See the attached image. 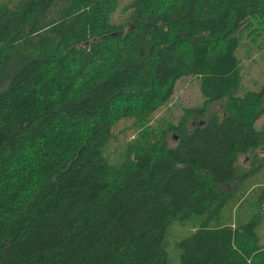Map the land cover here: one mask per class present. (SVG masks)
I'll list each match as a JSON object with an SVG mask.
<instances>
[{"label": "trees", "instance_id": "trees-1", "mask_svg": "<svg viewBox=\"0 0 264 264\" xmlns=\"http://www.w3.org/2000/svg\"><path fill=\"white\" fill-rule=\"evenodd\" d=\"M259 35L264 0H0V264H264L263 184L238 217L264 167V87L237 60ZM183 78L219 115L151 128Z\"/></svg>", "mask_w": 264, "mask_h": 264}, {"label": "rangeland", "instance_id": "rangeland-1", "mask_svg": "<svg viewBox=\"0 0 264 264\" xmlns=\"http://www.w3.org/2000/svg\"><path fill=\"white\" fill-rule=\"evenodd\" d=\"M125 2H129V0H125ZM113 22H121L119 16H115L113 18ZM255 45H247L246 40L238 49L237 60L240 63L241 67V75L243 76L242 89L251 90L252 92H258L262 87H264V36L259 35L255 38ZM198 82L194 78H183L179 80V82H175L172 85V96L168 98L167 102L163 104V106L158 107L156 111L151 115L152 121L151 128H164L168 124L177 125V126H186L185 129H188V125L195 122L197 119L195 113H197L196 109L204 108L203 118L207 119L211 114L212 116L219 115L221 109V103L219 104H207L204 105L202 103L201 95L197 86ZM264 101V95H263ZM194 115V116H193ZM197 123V122H196ZM131 120L128 119L126 121H121L116 129L113 130L112 133L117 136L115 143L108 144L111 147L110 154H114L111 157L112 162L116 163L121 158L122 152L125 151V144L129 141V139L137 138L139 131H135L131 128ZM192 125V124H191ZM193 126V125H192ZM264 126V115H261L257 122H255L254 127L259 130ZM150 127L144 129L150 130ZM180 127V128H181ZM190 128V126H189ZM142 130V135L144 133ZM142 135L140 136L139 141L142 140ZM179 132L177 130L172 129L171 132L168 133L166 138H164V144L169 147L175 146V142H177ZM145 138H148V135H145ZM264 154V153H263ZM253 153L248 154L247 156H239L238 160L235 163L237 174L246 175L251 171H255L259 168V160L254 163L252 160ZM244 184L242 188H248L255 193V196L246 197L245 200H241L238 206H241L240 211L238 213V217L243 221H250L251 216L254 213L260 212L263 209H259L256 206V200L258 198V185H264V167L261 168V171L257 174L249 175L247 179H244ZM244 202V203H243ZM243 203V204H242ZM253 203L256 206V210H253ZM231 220H235L234 216H230ZM182 232V230L177 229V233ZM259 244L264 247V220L259 227Z\"/></svg>", "mask_w": 264, "mask_h": 264}, {"label": "flooded vegetation", "instance_id": "flooded-vegetation-1", "mask_svg": "<svg viewBox=\"0 0 264 264\" xmlns=\"http://www.w3.org/2000/svg\"><path fill=\"white\" fill-rule=\"evenodd\" d=\"M195 122L191 123L192 125H194ZM190 124V128H192V125Z\"/></svg>", "mask_w": 264, "mask_h": 264}]
</instances>
